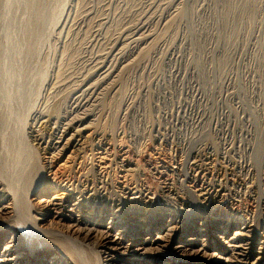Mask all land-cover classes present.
I'll return each mask as SVG.
<instances>
[{"label":"rangeland","instance_id":"obj_1","mask_svg":"<svg viewBox=\"0 0 264 264\" xmlns=\"http://www.w3.org/2000/svg\"><path fill=\"white\" fill-rule=\"evenodd\" d=\"M38 1L44 6L49 5L48 7H50L49 14L45 12L43 15H49L47 18L49 24L45 23L44 26L46 36L40 37L44 41L40 39H38L40 41H36L37 43L32 41L33 48L27 53L28 40L23 31L28 26L30 10L24 5V0H0V105H2L0 110L4 108L5 111L2 109L3 114L5 113L9 117L6 119V125L4 123L0 125V152L4 154L8 164L15 156V160L17 156V160H19L20 155L19 162L16 160L17 167L20 168L14 173L22 174L23 172L25 175V171L27 172L31 167L39 169L38 166H41L43 156L34 145L36 141H39V145L45 149H49L57 141L58 136H54V130L49 127L44 128L38 124L33 130H28L27 127L31 121L27 117L31 116L33 110L34 112L48 111L47 114L51 113L53 117L57 116V119H61L63 112L68 111L69 107L71 108L72 99L77 96L75 94H80L88 87L87 85L95 83L97 80L96 77H93L90 79L91 82L84 85L85 80H89L87 73H90L91 64L89 62L91 59L97 54L108 52L110 43L114 39L117 41L119 34H127L144 17L156 16L153 24L150 25V31L156 39L155 45L147 46L149 49L147 56L145 54L141 57L145 59V61L142 60L143 64L132 62L131 66L120 70L118 76L106 80L107 82L105 81L106 83L97 91L98 94L90 98L89 103L84 106L83 110L89 111L93 115L90 119L93 125L83 137L91 133L92 143L85 138L84 142L83 140L79 142L77 138L75 155L64 154L62 158L54 161L53 167L59 168L62 175L63 173L65 175L73 173V176H78V173H81L83 169L96 164V166H92L94 170L100 165V168L107 167L112 175L116 172V167L111 166L112 157L104 155V153L109 154L110 152L103 149L107 147L112 150L111 143L113 142L115 147L119 145L117 148H126L127 157L133 162L132 168L138 169V172L143 175V177L135 178L139 177L137 180L144 183V188L147 186L155 191L159 183L155 181V177L150 175L151 167L155 169V166L162 165L165 169L172 170L175 166L177 172L180 173L181 167L185 165L183 169L185 168L184 171H187L190 163L189 152L194 149L188 141L192 139L197 144L195 145L197 146L196 150L199 151L200 166L202 165L204 172L208 173L207 178H212L215 184L222 185L224 177H227L228 181L230 179V183L225 180L231 192L240 189L239 185L243 183H239L242 179L234 175L235 172L232 171L239 166L242 159L248 156L249 152L246 153L244 148H240L243 151L240 155L244 157L239 158V156H235V152L229 151L228 146L223 148L220 143H230V146L234 143L236 147L241 143L255 142L257 137L254 134L256 130L253 118L256 114L259 116L256 117L258 119L256 122L259 125L262 124L261 126L264 125V105L260 99L261 96L264 99L262 81V73H264V50L262 47L264 43V0H255L259 7L247 8L249 11L245 9L250 20L246 19L247 15L244 13L243 19L237 17L238 12L243 9L244 1L237 2V6H231L226 0H195V2H193L194 0H181V3L177 2L179 12L176 10L177 13H173V16L175 15L173 19L172 16L168 18L170 24L168 23L166 26L159 20L160 15L164 14L165 8L176 0ZM54 11L56 13L53 15ZM86 11L88 17L83 20L84 22L81 21L73 26L70 21L80 18ZM67 19L70 24L66 28H62ZM35 44L38 47L36 49H34ZM156 45L158 46L156 47ZM20 46V50H17ZM155 47L156 49H154ZM151 50H155V53ZM24 53L26 54L24 55ZM30 53L32 56L29 55ZM62 79L65 82H62ZM57 82L65 83L66 87L55 93V89L52 87ZM27 86L29 89L26 93ZM21 96L23 97L21 98ZM31 97L32 99H30ZM30 105L31 107H29ZM23 113L27 114V117ZM21 116L24 117V123L27 125L19 128L15 121L18 122ZM2 126L4 127L2 128ZM103 131L106 135H111V133L120 135L110 138L113 141H110L109 146H102L99 139L104 135ZM92 132L94 133L92 134ZM24 134H28L29 138L26 139ZM33 137L37 140L34 141ZM21 139L25 143L31 141L27 144L34 145V150L37 148V151L32 150L31 145H29L31 151L26 148L24 143H20ZM222 149L229 151L230 163L228 165L230 167L226 170L223 168L225 164H223L222 155H220ZM240 149L235 148L238 153H240ZM232 155L233 158L235 157L234 159H231ZM100 157H103L102 161L104 160L100 161L101 164L99 163ZM240 159L241 162L238 163ZM24 161H27L26 166L29 169L26 168ZM235 161L236 163H234ZM85 162L88 164L86 165ZM38 169L36 171L40 172ZM7 171H11L9 166ZM224 172L227 174L226 176H223ZM137 180L135 179L134 182H139ZM262 180L263 178H261ZM174 182L178 183L179 181ZM64 193L66 192L63 189L62 191L61 189L59 191L52 190L47 196L48 199H51L53 196H64ZM169 197L176 200L172 194H169ZM107 222L106 218L104 228L108 226ZM68 225L69 222L64 220L62 223L53 225V228L64 230ZM233 232L234 230L229 233V236ZM216 253L219 252L216 251ZM219 256L220 254L216 259L213 258L214 262H221Z\"/></svg>","mask_w":264,"mask_h":264},{"label":"bare ground","instance_id":"obj_2","mask_svg":"<svg viewBox=\"0 0 264 264\" xmlns=\"http://www.w3.org/2000/svg\"><path fill=\"white\" fill-rule=\"evenodd\" d=\"M226 1L231 6H237V2L244 1L243 9L237 15L239 19H243L247 15L246 13L249 11L247 8L259 7L255 0ZM177 2L181 3V0L173 2L165 8V13L160 15L159 20L163 22V25H168V18L172 16L173 19L175 16H173V13L177 10ZM24 5L30 10L29 14L31 15L28 26L25 28L26 30L23 29V33L25 32L24 35H26L28 40V53L33 48L31 45L32 41L35 43L40 37L42 38L45 35L44 26L49 20L47 18H49L50 7H48L49 5H45L47 6L45 7L38 0H24ZM168 11L171 12L169 13ZM45 12L48 14L43 16ZM55 13L54 11L52 14L54 15ZM87 13L86 11L78 19H70L71 24L74 26L81 21L84 22L83 20L88 17ZM155 17H144L127 34H119L117 41L114 39L110 43L108 52L92 56L93 58L89 62L91 64L90 73H87V76H89L87 79L89 80H85L84 85L91 82L90 79L93 77H96L97 80L95 83L92 81L93 83L87 85L88 87L85 86L87 88L82 90L80 94H75L77 96L72 99L71 108L69 107L68 111L63 112L61 119H57V116L53 117L51 113L47 114L48 111L44 110H37L38 112L33 110V113H30V117L23 113L31 121L28 124V130H33L40 124L44 128L49 127L54 130L53 135L58 137L57 141L55 140V144L49 149L42 148L39 145V141H36L37 138L33 137V140L36 141L34 145L41 151L43 156L41 158V166H38L41 173L36 171L38 168L31 167L29 169L26 166L27 161L24 162L29 170L26 169L25 175H23V172L22 174L14 173L20 168L17 167L20 155L19 160H17L18 156L16 158L18 162L15 160L16 156L12 155L14 159H10L12 161L9 165L4 154L0 152V264H264V125L261 126L262 124L259 125L256 122L258 120L256 118L257 114L253 118L255 119L256 130L254 134L257 137L255 142L243 144L237 142L240 146L236 145V147L234 143L231 144L232 146H230V143H220L223 148L228 146L229 151L235 152V156H239V158L244 157L240 155L243 152L240 148H244L246 153L249 152L248 156L246 155L247 157L242 159V162L241 159L238 161V163H241L232 171L235 172L234 175L242 179L239 184L243 183L239 185L240 189L236 192H231L230 188L227 187V177H224L226 180H223L224 183L222 185H217L212 178H207L208 173L204 172L202 165L200 166L201 160H199V151L196 150L197 144L192 139H189L188 142L194 149L189 152V156L187 154L190 163L189 169L185 170L186 172L184 171L185 168L183 169L185 163L181 167L180 173L177 172L175 166L172 170L165 169L162 165L160 167L157 166L158 168L155 166V169L150 166V175L155 177L156 180H154L159 183L157 190H155L157 192L152 191L147 186L144 188V183L137 180L143 175L138 172V169L132 168L133 162L128 159L126 148H117L119 145L115 147L113 142L111 143L112 150L107 147H104L103 150L110 152L109 154L104 153V155L112 157L110 160L112 165L107 162L111 166L116 167L117 173L114 171L115 173L111 175L107 167L103 168L102 166L100 168V165L94 170L95 164L94 166L92 165L93 167L90 165L91 167L88 166L89 168H82L83 170H80L81 173L79 172L78 176H73V173L68 175L63 173L62 175V172L60 173L61 170H58L59 168L53 167L54 161L62 158L64 154L71 153V155H75V152H77V149H75L77 138L79 142L84 138L91 139V133L83 137L93 125L90 122L93 115L89 111L83 110L85 109L84 106L89 103V99L98 94L97 91L107 82L106 80L116 78L120 70L131 66L132 62L137 64V62L142 63L145 61L144 57V61H142L141 57L145 56V54L147 56L150 45H155L154 41L156 39H154V35L150 31V25L153 24ZM246 19L250 20L249 15L246 16ZM68 24L70 23L67 19L62 28H66ZM262 47L264 50V43ZM20 48L21 46L17 50H20ZM36 48L38 47L35 44L34 49ZM150 49L153 48L150 47ZM10 53L8 54L10 55ZM29 55L32 56L31 53ZM26 57L29 58L27 55ZM15 73L17 74V72ZM262 74L264 84V73ZM103 81L104 83H102ZM62 82L65 81L62 79ZM65 87V83L57 82L52 88L57 93ZM28 89L27 86L25 88L26 93ZM260 99L264 105L262 96ZM1 110L0 125L2 123L5 124L7 122L6 119L9 118ZM21 112L19 113L20 115ZM20 118L18 122L17 120L14 121L19 125V128H22V126L27 124L24 123L23 116ZM18 129L17 131H19ZM103 133L104 135L99 139V143L102 146H109L110 141H113L110 138L120 135H116L117 133L106 135L105 131ZM24 135L26 139L29 138L28 134ZM89 142L92 143L91 140ZM20 143H24V146L29 148L30 151L31 149L34 150L35 146L31 145V143L29 144L31 149L23 140ZM235 148L240 149V153L236 152ZM36 149L34 151H37ZM223 150L225 149H222L220 155H222V162L225 164L223 168L226 170V168L230 167L228 165L230 157L228 156L229 151ZM34 154H37V152H34ZM234 158L232 155L231 159ZM101 159L103 157H100L99 163L104 161ZM7 165L11 171L13 170L12 172L7 171ZM232 165L234 166V164ZM108 167L111 168L110 166ZM226 175L224 172L223 176ZM137 176L139 177L135 178ZM134 178L139 182L135 183ZM261 178H263L262 181ZM176 180L180 184L175 183L174 181ZM228 182L230 183V179ZM59 188L61 191L63 189L66 192L64 193L65 195L60 197L53 196L48 199V193L52 190L59 191ZM169 194L174 195L176 200L170 199ZM153 195L156 197H153ZM129 196L133 197L130 198ZM162 199H165L167 203ZM106 218L108 219V226L104 228L103 225ZM64 220L69 222L68 227L64 230L53 228V225L62 223ZM232 230L234 232L229 236ZM216 251L219 253L217 254ZM219 254L218 258L221 259V262H214V259Z\"/></svg>","mask_w":264,"mask_h":264}]
</instances>
